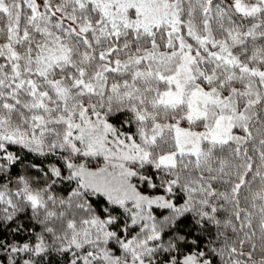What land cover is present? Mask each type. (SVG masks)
Returning a JSON list of instances; mask_svg holds the SVG:
<instances>
[{
    "label": "snow or ice",
    "instance_id": "snow-or-ice-1",
    "mask_svg": "<svg viewBox=\"0 0 264 264\" xmlns=\"http://www.w3.org/2000/svg\"><path fill=\"white\" fill-rule=\"evenodd\" d=\"M0 264H264V0H0Z\"/></svg>",
    "mask_w": 264,
    "mask_h": 264
}]
</instances>
